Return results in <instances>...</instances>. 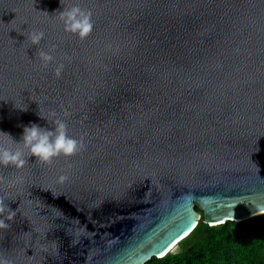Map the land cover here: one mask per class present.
<instances>
[{
  "label": "water",
  "instance_id": "obj_1",
  "mask_svg": "<svg viewBox=\"0 0 264 264\" xmlns=\"http://www.w3.org/2000/svg\"><path fill=\"white\" fill-rule=\"evenodd\" d=\"M74 5L83 41L58 19ZM55 119L83 150L0 166L9 264H146L201 217L264 215V0H0V132Z\"/></svg>",
  "mask_w": 264,
  "mask_h": 264
},
{
  "label": "clouds",
  "instance_id": "obj_2",
  "mask_svg": "<svg viewBox=\"0 0 264 264\" xmlns=\"http://www.w3.org/2000/svg\"><path fill=\"white\" fill-rule=\"evenodd\" d=\"M64 0H60L62 3ZM59 21L63 24L65 33L77 37L79 40H85L93 31L94 24L92 21V12L85 10L74 5L71 7L63 8V11L58 12ZM44 32L32 31L28 34L27 39L32 46L38 47L44 39ZM55 50L53 45L48 51L39 50L36 55L38 56L41 67L47 68L49 64L53 63L55 57L52 52ZM64 70V64H57L54 68V75L59 78ZM15 106V105H14ZM15 108H17L15 106ZM25 111L26 108H17ZM55 116V113L52 114ZM42 119L45 117L40 116ZM48 121V120H47ZM54 131H49L41 128L37 124H31L23 128V134L20 142L14 141L10 134L0 132V166H14L16 169H22L26 163L24 153L27 151L29 158L34 157L36 162L42 164H50L56 158L61 156L70 158L77 152L83 150V140L73 139L67 134V125L63 120H53ZM7 137V142L16 147L10 148L5 146L4 138ZM66 176L60 177V182L66 180ZM5 212L8 213L6 219L12 220L15 216V210L3 204L0 199V217H4ZM8 225L4 219H0V229L7 228ZM0 264H9L8 261L0 259Z\"/></svg>",
  "mask_w": 264,
  "mask_h": 264
},
{
  "label": "trees",
  "instance_id": "obj_3",
  "mask_svg": "<svg viewBox=\"0 0 264 264\" xmlns=\"http://www.w3.org/2000/svg\"><path fill=\"white\" fill-rule=\"evenodd\" d=\"M177 246L146 264H264V215L213 227L201 217Z\"/></svg>",
  "mask_w": 264,
  "mask_h": 264
},
{
  "label": "rangeland",
  "instance_id": "obj_4",
  "mask_svg": "<svg viewBox=\"0 0 264 264\" xmlns=\"http://www.w3.org/2000/svg\"><path fill=\"white\" fill-rule=\"evenodd\" d=\"M179 247L177 246L172 252H179Z\"/></svg>",
  "mask_w": 264,
  "mask_h": 264
}]
</instances>
